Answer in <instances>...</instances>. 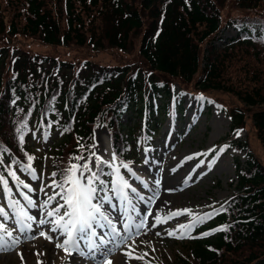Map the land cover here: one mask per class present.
Wrapping results in <instances>:
<instances>
[{
  "label": "trees",
  "instance_id": "1",
  "mask_svg": "<svg viewBox=\"0 0 264 264\" xmlns=\"http://www.w3.org/2000/svg\"><path fill=\"white\" fill-rule=\"evenodd\" d=\"M228 26L237 42L215 47ZM29 40L49 52L27 50ZM61 49L90 51L67 60ZM103 51L115 65L92 62L90 52ZM174 85L218 105L231 136L246 137L227 145L235 193L192 237L173 242V257L149 264H264V0H0V159L12 156L8 169L29 164L33 133L59 132L49 156L59 181L74 157L92 161L98 126L114 155L135 163L172 113ZM101 167L108 183L111 170ZM0 174L7 179L1 162Z\"/></svg>",
  "mask_w": 264,
  "mask_h": 264
},
{
  "label": "rangeland",
  "instance_id": "2",
  "mask_svg": "<svg viewBox=\"0 0 264 264\" xmlns=\"http://www.w3.org/2000/svg\"><path fill=\"white\" fill-rule=\"evenodd\" d=\"M222 17H229L225 9L222 10ZM229 27L231 26H228L227 29L222 27L220 31L218 38L223 42L232 41L236 36L235 30ZM34 43L35 41L29 40L30 45L27 46V50L33 49L34 52L40 54L49 52L46 48L38 44L34 45ZM213 43L217 46L220 44ZM137 49L134 45V50L125 54L124 58H129L130 61L137 60ZM70 50L61 49L57 53L67 60H72L81 56L82 53L85 54L90 51L88 49V51L84 50L83 52ZM90 54L94 55L93 63L100 65L116 64L115 57L108 51L90 52ZM173 89L175 91L173 113L165 119L151 144L141 145L142 148L140 147L137 154L135 165L128 166L147 184V188L134 179L123 167V164L113 160L109 149L108 132L104 127L98 126L94 130V142L92 144V154L95 153V156H99L103 161L112 163L114 167L117 164L116 168H119L120 174L133 187L137 188L139 193V195L130 193L131 204L125 205L109 190L111 183L107 185L105 192L111 197V203L114 207L105 204V211L116 223L118 231L125 234L122 227L124 223L130 225L139 223L137 216L144 218L161 193L168 192L166 194L172 195L171 204L156 215H147L145 227L140 229L138 233L133 227L131 237L123 243L117 240V242L109 244L108 247L111 252L105 256H91L88 254L87 248L85 255H80L78 252L68 255L63 249L56 247V244L62 241L64 237L57 239L58 233L48 231L50 225L38 226L37 223L30 222L32 223V231L21 232L17 228L13 231L11 238L6 237L9 244H12L13 240H18L19 243L11 247L10 250L0 251V264H38V262L41 264H102L104 261H111V264H149L152 258L162 260L163 254L171 258L178 252L177 244L173 242L182 239L178 237L184 230L180 229L179 226L189 224L195 216H203L205 213H212L213 215L235 193L233 181L235 180L236 156L232 150L225 148L235 139L243 142L246 134L244 131H240L234 138L229 139L231 125L226 112L205 98L191 97L180 91L177 85H174ZM132 116L133 112L125 114L122 117V124L132 125L134 122L131 120ZM61 140L62 137L58 132L42 135L34 133L28 145L33 154L31 167L34 169L35 176L21 171L22 166L20 165L12 170L21 181L34 189L28 195L33 199L36 207H27L26 201L17 192L12 177L8 175V185L12 189L11 198L19 200L20 205L37 221L47 211L55 207V201H49L46 208H41L40 205L47 201L50 195H53V189L48 187L52 184L53 178L49 156ZM221 149H225V151H221ZM95 156L93 157L95 158ZM7 159L11 160L10 157ZM0 161L3 167L7 169L6 160L0 159ZM240 162L244 163V158H241ZM76 164L82 165V160ZM90 167L95 171L93 162L90 163ZM86 175H90V173H86ZM114 178L113 176L112 179ZM169 179L173 180L170 186L167 183ZM155 181H160L159 186L156 185ZM41 187L44 188V191L40 190ZM22 191L27 192L28 190L22 189ZM104 194L101 193V195ZM140 196H143L144 199L141 200ZM56 199L59 200V197ZM7 200L8 198L4 196L2 189L0 206L11 213L12 210L8 208ZM133 205L135 210L132 208ZM183 209H190L192 215H179L168 219L166 222L156 223L157 217L163 221L170 213ZM209 219L196 224L186 233L184 238L192 235L198 226ZM8 228L12 230L16 226L9 222ZM41 231L51 236L52 240L49 241L40 236ZM169 232H173L174 235H169ZM80 247L81 249L85 247L83 242H81ZM38 253L42 255H38Z\"/></svg>",
  "mask_w": 264,
  "mask_h": 264
},
{
  "label": "snow or ice",
  "instance_id": "3",
  "mask_svg": "<svg viewBox=\"0 0 264 264\" xmlns=\"http://www.w3.org/2000/svg\"><path fill=\"white\" fill-rule=\"evenodd\" d=\"M22 127H24L22 125ZM20 133V140H23V133L20 129H17ZM223 149H221L222 151ZM7 151L6 149L0 148V152ZM95 156V153L92 154ZM33 157H28L29 164L23 165L21 171L28 172L29 175L35 176L34 169L31 167V160ZM75 160H82L84 157L77 156L74 157ZM191 159V157H189ZM115 160V156H113ZM14 163H19V161H14ZM91 160H86L83 165L81 164H70L67 169H64L61 173V179L57 181L55 177L57 173H52V184L48 187L53 189V195L48 197L41 208H46L49 201H55V207L52 210L47 211L42 217L37 221L35 217L29 214L28 211L20 205L19 200H13L11 198L12 189L8 185V180L0 174V186H2L3 194L8 198V208L12 210L11 213L7 211L3 206H0V251L10 250L15 244H18V240H13L12 244H9L7 238H11L13 231L17 228L23 231H32V223H37L38 226L50 225L48 231L58 233L57 239L59 237H64L62 241L56 244L57 248H61L66 254L72 255L73 253H79L80 255H85L83 249L80 245L83 242L85 248L88 249V254L91 256H105L111 252L108 247L109 244H113L119 240L123 243L125 240L129 239L132 235L133 227L137 230L145 227V221L147 215H150V210L145 215L144 219L139 223L128 224L124 223L122 225L124 233L122 234L118 231L116 223L109 214L105 211V204L110 207H114L111 203V197L105 192L107 187L106 183L100 180V174H102V165L112 168V172L108 175H114V179L110 181L111 188L109 189L116 197L125 203V205L131 204L130 193L139 195L137 188L133 187L124 177L120 174L119 168H116L112 163L103 161L99 156H95V165L97 171H93L90 167ZM10 167V166H9ZM124 168L128 170V173L136 180H138L145 188L147 184L134 173L128 165H123ZM90 173V175H86ZM8 175L12 177L13 182L16 184L17 192L24 201H26L28 208L36 207L33 199L28 195V193L33 192L34 189L30 185L24 183L19 179L14 171H9ZM99 182V184L97 183ZM156 185L159 186L160 181H155ZM59 188L60 191L57 192L56 189ZM22 189H27V192L22 191ZM41 191L44 188L41 187ZM101 193H105L101 195ZM59 197V200L56 199ZM143 200L144 197L140 196ZM151 200V198H149ZM62 201V202H61ZM135 210V206H132ZM223 210V208H222ZM192 215L190 209L177 210L176 212L170 213L168 217H165L162 221L160 217L156 218V223L166 222L168 219L175 218L179 215ZM212 213H205L203 216H195L193 221L186 225H180L179 228L183 229V233L178 238H184L187 232H189L196 224L203 222L206 219L211 218ZM50 217L52 219H47ZM12 222L15 224L16 228L9 230L8 224ZM155 226V225H154ZM99 230V231H98ZM224 229H216L215 231H221ZM159 234V233H158ZM205 233L204 235H207ZM169 235H174L173 232H169ZM40 236H43L49 241L52 237L46 232L41 231ZM38 255H42L39 254ZM41 264V262H38ZM102 264H111V261H104Z\"/></svg>",
  "mask_w": 264,
  "mask_h": 264
},
{
  "label": "bare ground",
  "instance_id": "4",
  "mask_svg": "<svg viewBox=\"0 0 264 264\" xmlns=\"http://www.w3.org/2000/svg\"><path fill=\"white\" fill-rule=\"evenodd\" d=\"M110 154H112L111 151H110ZM172 179H174V177H172ZM172 179H169V181L167 182V183H169L168 186H170V184L173 182ZM166 193H168V192H166ZM166 193H161L158 196L155 203L152 205V208L150 210V212H151L150 215H156L157 213L161 212L160 210L166 208L169 204H171L172 195H168ZM137 218L139 219V222L144 219L142 216H137ZM83 251L86 253L87 249L85 247H83ZM73 258H76V257H73Z\"/></svg>",
  "mask_w": 264,
  "mask_h": 264
}]
</instances>
